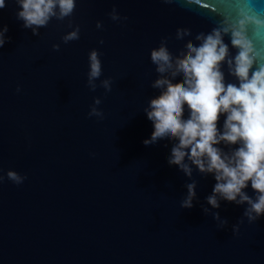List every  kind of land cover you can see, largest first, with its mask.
Instances as JSON below:
<instances>
[{
	"label": "water",
	"instance_id": "obj_1",
	"mask_svg": "<svg viewBox=\"0 0 264 264\" xmlns=\"http://www.w3.org/2000/svg\"><path fill=\"white\" fill-rule=\"evenodd\" d=\"M245 3L77 0L72 17L53 19L33 35L17 19L16 0H5L0 9V27L8 28L0 48V264H264V216L249 224L246 205L220 200V207L212 208L206 198L216 183L213 175L192 166L189 178L168 164L177 141L143 143L154 130L144 109L160 94L151 86L158 74L150 51L167 38L177 54L186 40L197 43L198 33L236 19ZM251 6L264 14V0H252ZM113 9L127 21L113 22L108 15ZM76 25L80 39L63 43ZM178 28L190 29L191 36L177 40ZM248 35L264 62V35L253 27ZM93 49L102 64L94 92L87 86ZM224 71L226 81L235 82ZM106 78L112 79L107 93L100 86ZM96 97L102 100L103 120L87 115ZM9 170L26 176L23 184L9 181ZM193 180V207L181 208ZM245 191L254 196L250 184ZM214 213L227 224L220 227ZM241 220L234 234L233 225Z\"/></svg>",
	"mask_w": 264,
	"mask_h": 264
},
{
	"label": "clouds",
	"instance_id": "obj_2",
	"mask_svg": "<svg viewBox=\"0 0 264 264\" xmlns=\"http://www.w3.org/2000/svg\"><path fill=\"white\" fill-rule=\"evenodd\" d=\"M16 3L21 9L17 19L33 35H39V29L46 28L53 19L63 21L72 17L77 0H16ZM245 5L236 19L225 18L210 32L198 33L194 38L197 43L186 40L175 55L167 46V38L150 51V61L158 74L151 86L160 89V94L150 99L144 109L154 130L143 143L149 146L165 138L177 141L171 148L168 164L177 166L189 178L192 166L201 174L213 175L216 183L207 203L212 208H219L220 200L246 205L243 215L251 224L264 216V62L248 32L253 27L264 35V14L254 13L252 0H246ZM5 6V0H0V9ZM108 15L113 22L128 19L115 9ZM69 27H73L71 23ZM96 27L102 29L103 25L98 21ZM7 32L6 25L0 27V48L6 42ZM186 36H191L190 29L176 30L177 40ZM61 39L65 44L79 40L80 26L76 25ZM99 43L102 45L104 41ZM52 48L59 51L60 45L53 44ZM99 57L95 49L88 56L87 86L93 92L97 88L95 81L102 76ZM225 68L235 82L226 81ZM100 86L106 93L111 92L112 79L101 80ZM16 91L21 89L17 87ZM101 103L99 97L94 98L89 118L104 119L105 114L98 107ZM185 106L189 111L187 119ZM221 116L225 117L222 130L218 127ZM221 144L229 150L218 147ZM6 176L16 185L26 179L12 170ZM3 180L0 176V182ZM249 184L254 196L245 191ZM196 186L194 180L186 185L187 195L180 203L181 208L193 207ZM213 218L220 221L219 213H214ZM242 223L243 220L233 225L234 234ZM226 224L227 220H222L219 226Z\"/></svg>",
	"mask_w": 264,
	"mask_h": 264
}]
</instances>
